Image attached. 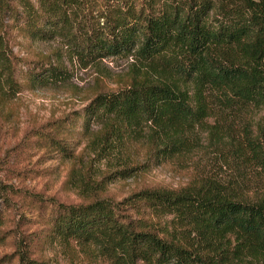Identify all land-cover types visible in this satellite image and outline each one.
Segmentation results:
<instances>
[{
	"label": "trees",
	"instance_id": "1",
	"mask_svg": "<svg viewBox=\"0 0 264 264\" xmlns=\"http://www.w3.org/2000/svg\"><path fill=\"white\" fill-rule=\"evenodd\" d=\"M18 33L59 39L83 65L133 56L136 70L144 68L142 79L100 88L23 141L72 158L70 138L92 122L104 133L124 123L132 138L149 128L146 161L192 152L208 169L120 200L106 176L88 201L38 194L33 224L21 215L13 227L3 225L11 204L0 181V241L11 248L0 264H49L44 251L58 240L87 246L106 264H264V112L251 117L264 111V0H0V88L8 94L66 75L48 57L15 52ZM211 116L209 142L197 148L194 126ZM161 215L175 226L158 225Z\"/></svg>",
	"mask_w": 264,
	"mask_h": 264
},
{
	"label": "rangeland",
	"instance_id": "2",
	"mask_svg": "<svg viewBox=\"0 0 264 264\" xmlns=\"http://www.w3.org/2000/svg\"><path fill=\"white\" fill-rule=\"evenodd\" d=\"M13 49L25 57H48L65 70L66 75L63 79L23 88L15 94L0 88V181L5 185L11 204L4 211L5 227H13L21 215L25 224H33L36 216L33 204L38 194L66 202L88 201L98 180L104 176L106 189L120 200L145 184L177 186L186 183L191 175L206 173L207 166L200 168L193 163L192 152L187 159L179 155L174 159L146 161L144 138L149 128L144 127L138 138H132L125 134L130 126L124 123L119 127L111 126L104 133L102 124L92 122L84 135L70 138L75 153L72 158H65L57 150L39 146L32 140L23 141L30 128L79 110L100 88H115L142 79L144 68L136 70L133 56H110L83 65L66 50L61 40H33L22 33L15 35ZM263 112L262 108L253 109L252 120L256 122ZM215 122L211 116L194 126L192 134L197 148L207 146L209 126ZM119 133L127 137L117 139ZM30 138L35 139V136L32 134ZM122 168L128 170L127 175L123 176ZM3 206L1 197L0 208ZM157 220L161 227L172 229L175 226L170 216L161 215ZM17 227L18 232L26 229L25 225ZM10 251L9 244L1 240L0 255ZM43 256L49 264H106L89 247L65 240L47 247Z\"/></svg>",
	"mask_w": 264,
	"mask_h": 264
}]
</instances>
